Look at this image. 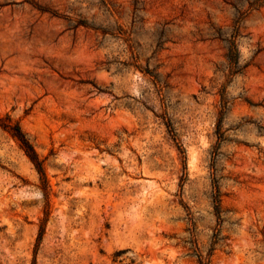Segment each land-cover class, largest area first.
I'll return each instance as SVG.
<instances>
[{
    "label": "rangeland",
    "instance_id": "374dc122",
    "mask_svg": "<svg viewBox=\"0 0 264 264\" xmlns=\"http://www.w3.org/2000/svg\"><path fill=\"white\" fill-rule=\"evenodd\" d=\"M6 118L0 264H264V0H0Z\"/></svg>",
    "mask_w": 264,
    "mask_h": 264
},
{
    "label": "trees",
    "instance_id": "16d2710c",
    "mask_svg": "<svg viewBox=\"0 0 264 264\" xmlns=\"http://www.w3.org/2000/svg\"><path fill=\"white\" fill-rule=\"evenodd\" d=\"M262 5L261 1H257V3L251 5V7H260ZM238 36V29H235V33L232 35L231 39L228 40L229 46H228V60L230 65V73L231 75H235L241 71L240 67V52L238 49L236 38ZM0 127H2L4 130L8 131L12 137H14L22 150L25 152L27 157L30 159V161L35 165L37 171L43 178V180H46L44 167L42 161L39 159L32 143L30 142L27 135L21 130L19 124H13L12 121L9 118H6L5 120L0 119ZM218 195H215V200L217 201ZM217 213L219 214V211L217 210ZM43 232L41 233V235ZM201 264H205L202 263Z\"/></svg>",
    "mask_w": 264,
    "mask_h": 264
}]
</instances>
